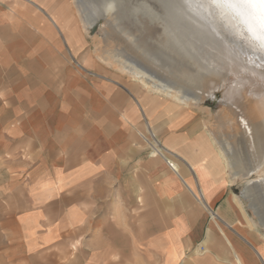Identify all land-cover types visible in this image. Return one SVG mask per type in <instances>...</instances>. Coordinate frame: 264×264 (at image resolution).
<instances>
[{"label": "crops", "instance_id": "0c3cea01", "mask_svg": "<svg viewBox=\"0 0 264 264\" xmlns=\"http://www.w3.org/2000/svg\"><path fill=\"white\" fill-rule=\"evenodd\" d=\"M31 1L0 0V104L16 109L2 138L35 156L0 264H264V232L197 120L161 101L148 116L129 88L78 68L81 40L50 23L60 0ZM147 122L169 154L143 143Z\"/></svg>", "mask_w": 264, "mask_h": 264}, {"label": "bare ground", "instance_id": "6f19581e", "mask_svg": "<svg viewBox=\"0 0 264 264\" xmlns=\"http://www.w3.org/2000/svg\"><path fill=\"white\" fill-rule=\"evenodd\" d=\"M22 1L26 4L32 3L31 0ZM71 2L77 10L80 25L84 33H87V31L95 24H99L98 34L107 43V46L105 45L103 47V50L97 54V57L103 62L110 64L108 60V54H113V58H115V61L119 64V66H121V70H123L130 77L136 80L141 85V87L145 89V92L149 93L150 91L151 94H154L152 97H150V95L144 92L140 94L134 92L138 101L142 104H140L142 107L141 109H143L142 113L144 112L146 115L149 116L150 108L147 105L151 103L155 104L158 101L157 98L160 96L162 99L168 98L171 101L173 100L174 102H176L177 104L174 105L175 107H177L179 104L184 106L185 108L190 107L191 105H195L200 108H207V106L202 105L205 99H217L220 105L222 106V108L218 109L217 111L215 110L216 112L214 113L216 118H214V123L218 127L217 130H214L215 127L213 129H209V135L214 141L218 155L225 164L228 181L232 183L241 175H252L254 173L259 172V170L264 164V52H262L257 46L254 45L253 42H251L247 31L243 30L245 31V33H243L241 37L239 36L238 39L235 38L236 40L229 41L228 38L221 33L222 31L220 32L214 29L216 27L215 25V27L213 28V26L211 27L210 25L207 26L206 24H204L205 22L203 21V19H205L206 15L204 14L206 11L204 12V10L202 9L186 7L185 3L180 2V0H155L157 6L158 4H161V6H163L160 13H163L164 17H162L163 19H161L157 15V13L159 14V12H157V10H154L156 8V5L149 6L147 8L139 5V2H135L134 5L132 4V7L127 8L131 10V13L128 14L134 17H138L137 15L146 16V19H149L150 21L154 20L153 23L156 20L157 24L159 23L162 34L160 36L161 39H158L160 41L157 42H160L159 47H161L162 49L164 44V59L166 58V56L169 57L170 55H172L171 57H173L174 55H176L177 57L183 58V60L194 57V59H196L200 63L199 65H197V68H195L196 65L194 66L196 71L194 69L193 72L195 74L192 73V68L191 73L193 75H191L189 78H185V75L183 74L184 78L183 76L182 78L185 82H181V80H179V82L173 77V75L175 74V69H171L173 71L172 72L170 68H168V66L165 67L168 64L160 65V63L157 64L152 62L155 65L157 64V66L152 67H158V72L161 71V68L162 71L170 73L171 76H168V80H163L158 79L156 76L153 75L152 68H150V70L152 69L151 72L149 71V69H145L143 64L141 65V63L139 64L138 62H136V60H133L134 58L131 59L127 57V53L125 51L127 49L124 48L125 46L123 47L124 49H118L119 51L114 49L115 47L109 48L111 46L109 44L111 41H115L113 43L116 44V40L121 39L119 38V33H117L118 35H116V32L111 27V25H115L116 17H118L120 13H124L122 10H125L126 8L124 7L126 0H71ZM57 3V6L62 7L64 9L66 5L64 0H60ZM127 4L130 5L129 2H127ZM31 5L37 6L36 4ZM49 17L50 23L56 27L59 35H61L65 42H69L70 45V36L66 25L62 22H57L58 15L54 11L50 13ZM211 17L213 18V16ZM140 18L142 19V17ZM228 18L230 17L228 16ZM126 20L128 19L126 18ZM126 20H124V22L129 23V21ZM124 22H121L122 26V23ZM223 22L224 21H222V23ZM153 23L151 22V25ZM132 26L129 27L132 28ZM223 27L226 26L223 25ZM130 28L129 31L126 32H130ZM138 28H140V26ZM239 29L241 30V28ZM126 35L127 34H123V36ZM157 38H159V36ZM126 39H128L127 36L125 40ZM151 41H153V39ZM120 42H122V40H120L119 43ZM120 44L123 45V42ZM128 44H130V41L129 43H127V46ZM158 44L159 43H157V45ZM122 45L120 46L122 47ZM146 45H144L145 48ZM153 46L154 45H152V47ZM145 48L144 50H146ZM149 48L151 49V46H149ZM211 48H214L212 53H210L209 51ZM131 49L132 47L130 48V50ZM154 50H156V48ZM165 50H167L169 52L168 54L170 55H165ZM157 51H155V54L159 52ZM137 53L141 55L140 51H137ZM137 53L135 54L137 55ZM159 53L160 55L163 54L162 52ZM106 54L108 56H106ZM155 54H152V58L155 57ZM136 55H134V57ZM142 56L146 57L145 54H143ZM140 58L144 57L140 56ZM180 58L177 59L181 61L182 59L180 60ZM187 61L189 60L182 62V65L183 63L185 64ZM140 62L143 63V60ZM164 62H166V60ZM73 63L78 68L82 69L83 65H86L85 63H87V60L86 58H83L82 62L74 61ZM145 63L147 64V66H150L151 64L150 63L148 65V62H146V60ZM166 63H169V60ZM189 64L191 65L190 61ZM171 67L173 68V65ZM183 68H185V66ZM182 70H180L181 74ZM160 73L162 74V72ZM178 75L180 74L178 73ZM164 76L166 77V75ZM164 76L161 77L163 78ZM146 132L151 137H154V133L149 122L146 123ZM229 133V138H231L232 136L233 139V136H235V134L238 136L239 145L236 144V142L234 144L233 142L227 139V136L225 135ZM142 136L144 140L149 143V140L145 136V134ZM151 146H153V150L156 151V144H151ZM244 148V152L240 151ZM162 149L163 151L161 150V153L163 155L164 152L169 153V150H167L165 147H163ZM245 152L247 153L244 156L243 153ZM176 157L177 156H175V158ZM173 166L174 169L178 171L174 162ZM244 179L246 181L245 187L242 188L240 194H234L233 196L237 200L242 215L247 220L248 226L253 225L257 228L264 229V177L259 176L258 178L253 179L250 176H247ZM189 186L190 189H193L192 184H189ZM198 195L200 197V194ZM243 200L247 201V206L251 209L252 213L255 216V219H253L246 213L244 209Z\"/></svg>", "mask_w": 264, "mask_h": 264}, {"label": "rangeland", "instance_id": "374dc122", "mask_svg": "<svg viewBox=\"0 0 264 264\" xmlns=\"http://www.w3.org/2000/svg\"><path fill=\"white\" fill-rule=\"evenodd\" d=\"M64 1L66 3V5L64 7V9H66V11L64 12L62 10H58L56 13H57L59 18H61V19L64 18L65 19V23L64 24L66 25L68 31H69L68 26L71 25L70 26L71 34L73 36H78L79 40H81L78 43L77 47H76V52L79 54V57L84 56V58H86L87 63H85V64L88 67H90L91 69H93L97 74L102 75L104 77H107L108 79L116 81L118 84L129 88L130 91L137 92L138 94L144 92V93H147L148 95H150V97H152L154 94H151L150 91H149V93L145 92V89L143 87H141V85L136 80H134L127 73H125L123 70H121V66H119V64L115 61V58H113V54L112 55L108 54L109 56L106 54V56L109 57L108 60H109L110 64L103 62L102 60H100L97 57V54L100 53V51L103 50V47L105 45L107 46V43L98 34L99 24H95L93 27H91L87 31V33H84V31H83V29L81 28V25H80V21H79V18H78V13H77L76 8L72 4L71 0H64ZM127 2H129L130 5H128ZM135 2H139L140 3L139 5H141L143 7H147V8L149 6H155L156 5L155 0H128V1L126 0L125 6H124L126 8H125V10H122L124 13L123 14L120 13L118 15V17H116V20H118V21L115 20V25L113 24L114 26L111 25V27L115 30L116 35H118L117 33H119L120 37L119 36L118 37L121 38V39L116 40L117 41L116 42L117 45L113 43L115 41H111L109 43L111 45L109 48H114L115 47L114 49H116V50H118V49L121 50V49L126 48L127 50H125V51L127 53V57H129L131 59L134 58L133 60H136V62H138L139 64L141 63V65L143 64L144 68L147 69V70L149 69V71H151L153 69L152 70L153 72L152 71L151 72L158 79H163V80L167 79L168 80V78L171 75H170L169 72L162 71V69L160 68L161 71L160 70L159 71L162 72V74H161L160 72H158V69H159L158 67L157 68L156 67L153 68V67L157 66V64H159V63H160V65L161 64H163V65L168 64L165 67L168 66V68H170V70L171 69L172 70L175 69L174 70L175 74L173 75L174 79L177 80V81L181 80V82H185V81H183L184 75H185V78H189L191 75L195 74L193 71H194L195 68H197V65H199L200 63L196 59H194V57L190 58L192 60H190V59L183 60V58L177 57L176 55L171 57L172 55L168 54L169 52L167 50H165V55H170V56L169 57L166 56V58L164 59V57H165L164 56V50H163L165 48L164 44L162 43L163 44V49H162L161 47H159L160 46V42H157V41H160L158 39H161L160 36L162 34L161 33V27H160L159 23L157 24V22H156L157 20L153 23L154 20L150 21L149 19H146V16L137 15L138 17L135 16L136 17L135 18L134 16L128 14V13H131V10L127 9V8L132 7ZM180 2L184 3V0H180ZM158 6L156 5V8L154 10H157V12H159V14L156 12L157 15L161 19H163L162 18V17H164L163 13H160L163 6H161V4H158ZM149 9H151V8H149ZM218 11L219 10H216V9H213L210 13L204 11L205 12L204 15H206L205 19H203V21L205 22L204 24H206L207 26L210 25L211 27L213 26V28L216 26L214 29L217 30V31H220V32L222 31L221 33L225 37H227L229 41L238 39L239 36L241 37L242 34L245 33V31H247L245 26L243 24H241L242 22L239 19H237V17L234 14L232 15L230 13H227V15H226V13H222L221 11H219V12ZM216 13L217 14L219 13L218 14L219 16ZM209 14H211V15H209ZM214 14H215V17H214ZM129 15H130L131 18L129 17ZM221 15H222V17H221ZM122 16H123V18H122ZM211 16H213V18ZM228 16L230 18H228ZM140 17H142L143 20ZM126 18L128 20H126ZM233 18H235V19H233ZM123 19L126 20V21H129V23L128 22H124ZM212 19H213V21H212ZM132 20H134L135 22L132 21ZM207 20H209V21H207ZM216 20H219L220 22L216 21ZM119 21H120V23H119ZM122 21L125 23V24L122 23L123 26L121 25ZM148 21H149V23H148ZM222 21H224V22L222 23ZM151 22L153 23L152 25H151ZM136 24L139 25L140 28H138L139 26H137ZM223 25L226 26V27H223ZM129 26H132V28H130ZM141 27H142V29H141ZM219 27H220V29H219ZM129 28H130V32H126V31H129ZM133 28H135L137 30H135ZM239 28H241V30ZM140 29L144 30V31H141ZM138 30H139V32H138ZM243 30H245V31H243ZM120 31H121L122 34L120 33ZM228 31H230V32H228ZM137 32L139 33V35H138ZM134 33H135V36H134ZM123 34L124 35L127 34L126 36H127L128 39L125 40L126 36H123ZM156 34L159 36V38H157L158 36ZM121 36L124 37V38H122ZM150 36H151V38H150ZM129 37H131V38H129ZM147 38L150 39V40H148ZM152 39H153V41H151ZM74 40H76V39L74 38ZM120 40H122L123 45L120 44L122 42L119 43ZM128 40L130 41V44H128V46H127V43H129ZM146 41H149V42H146ZM144 42H145V44H144ZM118 43L120 45H122V47ZM139 43H142V44H139ZM157 43H159V44L157 45ZM148 44H150V45H148ZM118 45L120 46V48H119ZM144 45H146V48L144 47ZM152 45H154V46L152 47ZM149 46H151V49L149 48ZM131 47H132V49L130 50ZM144 48L146 50H144ZM155 48H156V50H154ZM160 48H161V50H160ZM211 49L209 50L210 53L213 52L214 48H211ZM157 50L159 52H162L163 54L160 55V53ZM137 51L138 52L140 51L141 55H139V53H137ZM150 51H152V52H150ZM155 51H157L159 54L158 53L155 54ZM166 51H167V53H166ZM134 52L137 53V55L139 57ZM148 53L149 54L152 53L153 55L155 54V57L152 58V54H150L151 55L150 56ZM129 54H130V56H129ZM133 54L136 55V56L134 57ZM143 54H145L146 57L142 56ZM140 56L144 57L145 59L144 58H140ZM173 58H175L176 60L173 59ZM177 58L178 59L180 58V60L182 59L183 61L182 60L179 61ZM141 59L143 60V63L140 62V61H142ZM145 60H146V62H148V65L151 63L150 64L151 67L147 66V64L145 63ZM156 60L159 61V62H157ZM160 60H161V62H160ZM165 60H166V62H168V60H169V63L164 62ZM186 60H189L191 65L189 64V61H187L185 63V64H188V65H185L184 63L182 65V62H185ZM193 60H194V62H193ZM152 62L153 63H157V64L155 65ZM180 62H181V64H180ZM196 62H198V63H196ZM172 65H173V68L171 67ZM195 65H196V67L194 68ZM26 66L28 67L27 68V71H28V69H30L31 66L29 64H26ZM184 66H185V68L187 70L185 68H183ZM190 66H191V68H190ZM18 67H19V65H18V63H16L17 71H16V69H14L13 71L17 72V73L20 72V71H18V69H19ZM150 68H152V69L150 70ZM191 69H192V73L193 74L191 73ZM180 70H182V74L180 73L181 72ZM195 71H196V69H195ZM17 73L12 75V76H17L18 77ZM163 73H164V75H166L167 78L163 75ZM178 73L181 75V77H180V75H178ZM188 73H189V75H188ZM161 76H164V77L162 78ZM182 76H183V78H182ZM186 76H188V77H186ZM97 77H98L99 80L104 79V78L99 77V76H97ZM157 99H158V101H161V102H169V103L173 104L174 109H179V110L183 109L184 110L183 112L188 114L190 117H194L193 120L194 119L197 120V124L200 126V130L205 132V133H207V135L209 136L210 142L213 144V147H214V149L216 151V154L220 158V156L218 155L216 146L214 144V141L211 139V136L209 135V129H213L215 127L214 130H217V127H218L214 123V118H215V114L214 113L218 109L222 108V106L220 105V103L218 102L217 99H215V100L214 99L213 100L212 99H205L204 102L202 103V105L203 106H207V108H200V107L195 106V105H191L190 107L185 108L184 106L179 105V104H178L177 107H175L174 105L177 104V103L174 102L173 100L171 101L168 98L162 99L161 96L158 97ZM163 105L164 106L162 108H160V109L165 110L166 109L165 108V104H163ZM15 110L16 109L13 108L10 105H5L4 107H2L1 104H0V116L2 114L3 115L14 114V113H16ZM215 121H217V120H215ZM5 125L6 124H3V123L0 122V263L4 260V249L9 246V243L17 240L18 230L16 228H14V227L13 228L10 227V226H12L11 223H13L15 214L19 213L20 211H24V210L28 209V204L26 202H24V200H26L25 191H24L25 187L24 186L26 184L25 180L27 178V175L29 174V171H27V168H30L32 166V164L35 162V160H34L35 156L27 155L25 153V150H23V149L20 150L17 147L16 139L12 140V139H9V138L8 139H6V138L3 139L2 138V136H3L2 135V129L4 128ZM145 136L148 138V140L150 142H153L151 136L147 132H145ZM225 136H227V139L229 141L233 142L234 144H235V142H236V144L239 143L238 136L236 134H235V136H233V139H232V136H231V138H229L230 137V133L226 134ZM235 137H236V139H235ZM142 141H143V143L146 146L150 147V145L143 138H142ZM244 150H245V148L240 150V151L244 152ZM246 153L247 152L243 153L244 156H245ZM220 160H221V158H220ZM221 162H222V164H224L222 160H221ZM223 168H224V171H225L224 172L225 173L224 174L225 179H226V181L228 183H230L228 181V178H227L225 164L223 165ZM247 176H250L253 179L254 178H258L259 176H263L264 177V164L261 167V169L259 170V172L254 173L252 175H247V174L241 175L234 182L231 183L232 186H233L232 189H233L235 194H240L241 193L242 188L245 187V185H246V183H245L246 181H245L244 178L247 177ZM20 198H22L23 202L19 201ZM243 204H244V209H245L246 213L249 216H251L253 219H255V216L252 213L251 209L247 206V201L243 200ZM244 219H245V221L247 223L246 218H244ZM250 227H254V228L258 229V231L260 233L264 232L263 228H257L256 226H253V225H251Z\"/></svg>", "mask_w": 264, "mask_h": 264}, {"label": "snow or ice", "instance_id": "6c2138e0", "mask_svg": "<svg viewBox=\"0 0 264 264\" xmlns=\"http://www.w3.org/2000/svg\"><path fill=\"white\" fill-rule=\"evenodd\" d=\"M189 8L234 14L245 26L249 39L264 52V0H184Z\"/></svg>", "mask_w": 264, "mask_h": 264}, {"label": "built area", "instance_id": "2783aa9c", "mask_svg": "<svg viewBox=\"0 0 264 264\" xmlns=\"http://www.w3.org/2000/svg\"><path fill=\"white\" fill-rule=\"evenodd\" d=\"M152 138V140H153V142H150L149 141V145H150V147L153 149V146H151V144H156V147H157V149H156V151L155 150H152V152H153V154H156V155H162V156H164L162 153H161V150L163 151V147L159 144V142L154 138V137H151ZM144 139V138H143ZM164 153H166V152H164ZM167 154H169V153H167ZM165 161H166V163H167V165L169 166V167H171L172 169H174V166H173V161L171 160V158H165Z\"/></svg>", "mask_w": 264, "mask_h": 264}]
</instances>
